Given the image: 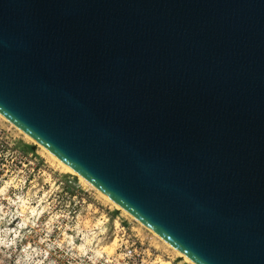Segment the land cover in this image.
I'll return each mask as SVG.
<instances>
[{"label": "water", "instance_id": "1", "mask_svg": "<svg viewBox=\"0 0 264 264\" xmlns=\"http://www.w3.org/2000/svg\"><path fill=\"white\" fill-rule=\"evenodd\" d=\"M0 114L196 264H264V0H0Z\"/></svg>", "mask_w": 264, "mask_h": 264}, {"label": "rangeland", "instance_id": "2", "mask_svg": "<svg viewBox=\"0 0 264 264\" xmlns=\"http://www.w3.org/2000/svg\"><path fill=\"white\" fill-rule=\"evenodd\" d=\"M0 264L189 263L0 117Z\"/></svg>", "mask_w": 264, "mask_h": 264}, {"label": "bare ground", "instance_id": "3", "mask_svg": "<svg viewBox=\"0 0 264 264\" xmlns=\"http://www.w3.org/2000/svg\"><path fill=\"white\" fill-rule=\"evenodd\" d=\"M0 117H2L3 119H5L6 121H8L4 116H2L0 114ZM9 122V121H8ZM13 127H15L18 131H20V133H22L25 137H27L32 143H34L35 145H37L38 147L41 148V150H43L44 152H46V154L49 156V158L51 160L54 161V163H56L59 167H61L64 171L71 173L73 175H75L81 182H83L84 184L90 186L92 189H94L101 198H103L104 200H106L107 202H109L110 204H112L116 209L120 210L122 213L130 216L131 218H133L136 222H138V224H140L141 226H143L144 228H146L153 236H155L157 239H159L162 243H164L167 247H169L171 250H173L179 257L183 258V260L189 264H196L195 262H193L190 258H188L186 255H184L182 252H180L179 250H177L175 247H173L170 243H168L166 240H164L163 238H161L160 236H158L155 232H153L151 229H149L147 226H145L142 222H140L138 219H136L134 216H132L128 211H126L124 208H122L120 205H118L116 202H114L111 198H109L106 194H104L103 192H101L100 190H98L95 186H93L90 182H88V180H86L82 175H80L79 173H77L74 169H72L69 165H67L65 162H63L62 160H60L59 158H57L54 154H52L50 151H48L46 148H44L43 146H41L40 144H38L34 139H32L30 136H28V134H26L25 132H23L21 129H19L18 127H16L14 124H12L11 122H9ZM28 219V218H27Z\"/></svg>", "mask_w": 264, "mask_h": 264}, {"label": "built area", "instance_id": "4", "mask_svg": "<svg viewBox=\"0 0 264 264\" xmlns=\"http://www.w3.org/2000/svg\"><path fill=\"white\" fill-rule=\"evenodd\" d=\"M127 251H128V253H130V254H131L132 252L136 253L134 249H128ZM136 255L138 256L139 253H136ZM141 261H142V260H141Z\"/></svg>", "mask_w": 264, "mask_h": 264}]
</instances>
